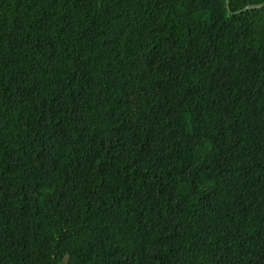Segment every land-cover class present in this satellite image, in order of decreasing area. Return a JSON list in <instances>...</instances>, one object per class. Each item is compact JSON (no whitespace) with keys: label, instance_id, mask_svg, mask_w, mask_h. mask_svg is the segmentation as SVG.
I'll list each match as a JSON object with an SVG mask.
<instances>
[{"label":"trees","instance_id":"1","mask_svg":"<svg viewBox=\"0 0 264 264\" xmlns=\"http://www.w3.org/2000/svg\"><path fill=\"white\" fill-rule=\"evenodd\" d=\"M264 0H0V264H264Z\"/></svg>","mask_w":264,"mask_h":264},{"label":"water","instance_id":"2","mask_svg":"<svg viewBox=\"0 0 264 264\" xmlns=\"http://www.w3.org/2000/svg\"><path fill=\"white\" fill-rule=\"evenodd\" d=\"M225 7H226V10L228 12H230L229 0H225ZM263 7H264V3L260 4V5H248L245 8H243L242 10L236 11V12H234L232 14L233 15H237V14H240L241 12H246V11H250V10H253V9H260V8H263Z\"/></svg>","mask_w":264,"mask_h":264}]
</instances>
